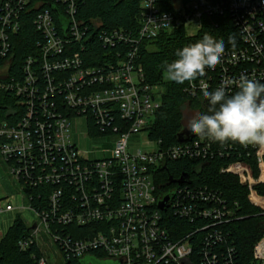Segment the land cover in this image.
Segmentation results:
<instances>
[{"label":"built area","instance_id":"2783aa9c","mask_svg":"<svg viewBox=\"0 0 264 264\" xmlns=\"http://www.w3.org/2000/svg\"><path fill=\"white\" fill-rule=\"evenodd\" d=\"M170 2L141 0L137 28L106 30L99 21L79 17L78 0L0 1V92L15 97L14 105L7 104L9 118L0 123V153L22 187V198L0 200V215L13 210L37 214L30 235L18 244L24 251L38 245L39 264H50L39 244L43 235L69 260L264 264V231L250 258L237 259L226 227L239 218L238 203L221 190L194 182L189 174L178 182L183 174L169 180V192L161 194L158 179L169 161L207 162L228 152L195 135L176 143L152 136L163 90L147 80L143 63V49L150 50L161 35L197 27L198 33L186 34L195 37L206 20L230 16L239 44L225 48L214 70L186 81L184 91L198 97L204 88L223 86L232 94L241 75L264 83V0ZM29 21L39 35L36 50L12 74L16 37ZM162 21L170 26H161ZM80 117L87 119L92 137L116 138L111 152L92 157L80 149L72 137ZM143 132L154 148L132 151L130 137ZM243 150L257 159V179L264 181V148ZM238 166L245 184L254 188L251 166L240 160L229 169ZM166 194L171 199L161 209Z\"/></svg>","mask_w":264,"mask_h":264},{"label":"trees","instance_id":"16d2710c","mask_svg":"<svg viewBox=\"0 0 264 264\" xmlns=\"http://www.w3.org/2000/svg\"><path fill=\"white\" fill-rule=\"evenodd\" d=\"M170 6V0H165ZM141 0H78V15L86 21H99L106 30L115 28H137L139 26ZM209 33L217 40L223 39L225 48L236 47L239 44V33L230 16H216L206 20L205 27L195 37H188L184 31L164 34L154 41L150 50L143 49V63L147 80L153 84H161L163 103L160 108L153 137L163 138L169 143L178 141L179 133L185 125V110L198 111L199 114L208 112L209 103L203 97H192L184 91L185 83L177 84L165 80L163 65L176 59L178 49L200 40L204 33ZM38 33L29 21L23 31L16 37V55L13 57L11 73L20 71L24 58L36 50L35 42ZM232 42H229V38ZM100 49V44H96ZM7 104H15V97L7 92H0V123L9 118ZM218 146L228 152L225 157L216 160L199 162L188 159L169 161L162 169L158 182L161 194L168 193L171 178L189 174L194 182L208 184L221 190L231 202L238 203L239 218L226 227L231 235L229 244L238 250L237 259L250 258L252 249L264 231V184L249 187L245 184V174L242 168L229 167L237 161L248 163L254 174L258 175L260 168L257 159L247 157L243 146L239 143L228 142ZM240 152H244L241 157ZM31 226L21 214L15 218L14 224L0 240V264H39L37 258L42 255L39 246L33 244L28 250H21L19 240L30 235ZM36 255V258L34 257ZM67 264H86L83 260L65 259Z\"/></svg>","mask_w":264,"mask_h":264},{"label":"clouds","instance_id":"9594fccd","mask_svg":"<svg viewBox=\"0 0 264 264\" xmlns=\"http://www.w3.org/2000/svg\"><path fill=\"white\" fill-rule=\"evenodd\" d=\"M162 22L166 23L161 26H170L167 21ZM224 53L223 39L217 40L206 32L200 40L178 49L176 59L164 63V75L177 84L195 81L205 75L206 69L214 70L222 62ZM236 87L238 90L232 94H227L223 86L214 91L204 88L208 112L189 119L187 131L221 145L232 142L264 148V83L241 75Z\"/></svg>","mask_w":264,"mask_h":264},{"label":"rangeland","instance_id":"374dc122","mask_svg":"<svg viewBox=\"0 0 264 264\" xmlns=\"http://www.w3.org/2000/svg\"><path fill=\"white\" fill-rule=\"evenodd\" d=\"M198 32L199 29L197 27H193L190 28L186 34ZM165 80H167L166 77ZM162 90H164L163 86ZM196 114H199L198 111L187 108L185 110V125H187L188 120ZM74 124L72 137L81 150L90 152L92 157H102L105 154V151H112L116 138L108 136L92 137L89 133L88 121L84 117H80ZM129 141L132 146V151L143 152L154 148V143L150 141V138L144 132L138 135L133 134ZM260 174V172L258 175L254 174V179L257 180V185L264 184V181L257 179L260 177ZM21 195V184L12 176L9 165L6 161H4L0 153V200L10 198L12 196L20 197ZM24 204L28 206V199H24ZM18 214L22 215L29 226H32L33 223L38 221L37 214L30 210H17L3 213L0 215V239L14 224L15 218ZM39 242L40 246L44 249L46 256L49 257L50 264H67L57 245L52 244L47 235H43V237L39 239ZM83 262L86 264H115L114 260H98L91 256H86L83 259Z\"/></svg>","mask_w":264,"mask_h":264},{"label":"water","instance_id":"95a60500","mask_svg":"<svg viewBox=\"0 0 264 264\" xmlns=\"http://www.w3.org/2000/svg\"><path fill=\"white\" fill-rule=\"evenodd\" d=\"M193 137V134L187 131V128H183V130L179 133L178 140L181 141H186L189 140ZM188 178V175H184L183 178L179 179L178 182H183ZM171 182H174L175 180L173 178L170 179ZM171 199V194H166L163 199L160 201L159 206L161 209H165L166 206L168 205V202Z\"/></svg>","mask_w":264,"mask_h":264},{"label":"crops","instance_id":"0c3cea01","mask_svg":"<svg viewBox=\"0 0 264 264\" xmlns=\"http://www.w3.org/2000/svg\"><path fill=\"white\" fill-rule=\"evenodd\" d=\"M17 197V200L19 199V197L18 196H16ZM20 198H22V197H20ZM24 201V200H23ZM13 211H17V210H13ZM10 212H12V211H10ZM3 237H1V239H2ZM0 239V240H1Z\"/></svg>","mask_w":264,"mask_h":264}]
</instances>
